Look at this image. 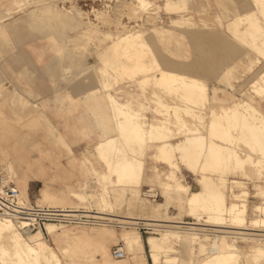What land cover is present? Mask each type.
<instances>
[{"label": "rangeland", "instance_id": "374dc122", "mask_svg": "<svg viewBox=\"0 0 264 264\" xmlns=\"http://www.w3.org/2000/svg\"><path fill=\"white\" fill-rule=\"evenodd\" d=\"M151 1L155 5L150 4L146 8V10H149L146 13L145 9V11H142L135 6L138 0H25L23 1L25 3L22 4L11 0H0V176L8 179V182L14 183L25 195L28 194L31 199L37 201H39L38 199L44 191L50 196L67 200L63 205L76 207L81 205L101 212L100 215L110 216L111 218L117 217L118 221H124L123 219H126V217L138 214L150 215L149 210L131 207L128 200L122 202L120 198L117 199L122 194L126 198L131 193V186L136 183L129 176L126 177L129 178L130 182L127 179L120 178L118 183L119 177L124 175H120L117 168L115 170V168L109 167L107 165L108 161L102 158L96 147L98 141L106 135L119 136L118 140L122 137L120 131L115 128L117 117L110 109L104 108L102 110L99 107L98 97L88 92L84 93V90L94 87L100 89L97 91L98 94L105 91L101 82L105 76L102 67L106 62L103 57L98 55V47H105L113 40L128 34L144 33L141 35L142 40L144 39L143 41L148 47L143 43L141 47L144 50L141 51L145 52L143 54L144 60L152 63L151 69L147 70L148 73L145 70L148 75L144 73L145 76H140L142 74L138 71L126 72L124 67L118 63H121L128 53L125 55L124 52H121V54L118 50L110 51L111 63L107 68L111 73V84L106 90L110 91L120 102L128 103L133 109L139 111L145 128H148L151 122L169 116L173 122L170 125V133L168 132V135H170L168 138L171 141H177L187 135H202L205 141L203 145L208 150H206L205 157H202L200 145L191 144L188 147L191 149L190 151L178 142L175 144L176 146H172V150H169L171 155L168 158L164 156V151L161 153V159H156L151 153L155 150L157 140L150 139L148 143L151 146L145 148L143 150L144 155H142L145 165L140 193L142 194V189L146 185L156 187L162 192L159 183L152 180V175L155 171H160L163 176L164 172L168 170V166L163 161L169 163L171 169L176 171L173 175L168 176L169 179L177 182L180 180L182 183L189 185L191 190H197L202 186V183L200 184L198 180L202 174L200 173L202 169L199 170L200 165H202L208 174L211 175L212 173L213 175L207 181L214 179L215 181L219 180L220 183L221 180H225L227 186L225 194L228 205L231 201L237 204L240 203L236 197L240 193V188L248 190V220L246 223L238 224L233 219V211H225L224 217L227 218L219 222L213 221V218L210 217L211 220L207 219L209 215L207 209L196 210L194 211L196 215L193 214L185 201L190 192H187L180 185L168 187L175 192L176 197L174 200L176 202L173 200L171 204L165 205L162 214L157 215V217H167L166 212H168L181 220L199 221L207 225H214V227H218L217 225L237 227L238 225L240 226L238 228H248L245 231H251V229L264 225L260 222L264 218V211L256 209L258 204L264 206V192L263 195L258 194V190H264V167H262V165L264 166V152L261 151L264 150V136L260 132L261 130H256L260 143L255 145V139H251L254 136L252 134L253 137H249L251 136L249 135L251 130L247 126H237L230 129V139L228 140H226L224 130L213 129L209 126L213 116L212 110H220L223 106L233 105L237 101L246 100L249 103L251 102L260 110L259 112L264 114V93L256 94L252 91L251 86L253 81L259 78L261 69L264 70V32H262L264 26H261V24H264V5L262 4L264 0H259L260 2L257 0ZM71 5L86 11L87 13L84 14L85 20L90 21L84 23L81 27H65L63 29L65 38H59L56 31L51 27L50 29L38 27L30 16L32 9L33 13L41 15H43L42 12L46 14L50 10L52 13L55 12L54 15H57V9L70 8ZM46 7L48 8L43 10ZM136 8L142 11L141 14ZM118 11H121V13ZM237 13H242V16L246 18L244 17L242 22L239 23V26H241L238 27V30L240 31L237 30L238 33L237 31L233 33L231 30L233 24L230 23H232V18L237 16ZM257 14L258 16H256ZM181 17L186 18V20ZM249 17L251 19H248ZM254 17L258 22L253 20ZM172 18L178 20L181 18L182 22L172 20ZM245 20L247 22H244ZM245 27L248 28L246 32L244 31L246 30ZM261 27L262 30H255ZM252 29L257 31L256 33L253 32L254 34L260 32L259 36H262L258 37L252 34L258 42H255L256 40L251 41ZM248 30L250 31L248 32ZM88 32H93L99 41L95 43L84 37ZM246 37L249 39H246ZM254 43L259 45L257 48L260 50L256 48ZM258 51H261V53ZM113 60L119 61L117 63ZM249 61L251 62L247 64ZM178 66L181 68L178 69ZM163 70L200 78L203 82L205 81L207 88L209 87L207 95H194L193 93L198 89L191 84L186 85L179 81H173V83L172 81L161 82L158 77L161 76ZM97 72L99 74H96ZM140 72L142 73V71ZM63 74L67 75V80L62 77ZM100 78L103 79L101 82ZM142 79L145 81H142ZM61 84L63 85L61 86ZM15 88L21 91L22 99H27L26 102L30 101L34 104L30 105L31 103H29V106L25 104L27 107L20 104V107H24L21 108L22 110L15 108L19 107L18 102L14 103L15 106L13 105L11 98ZM212 88H217L220 96L231 92L228 94L229 101L224 103L214 100L212 102L210 98H207V96L209 97V91L212 92ZM153 91H157L158 94ZM150 92H152L153 97ZM192 94L194 96H191ZM154 95L160 98L154 99ZM160 99L163 102H160ZM174 104L177 108L173 106ZM99 108L100 111L97 110ZM104 110H109V112H104ZM42 114L48 118L51 127L55 124L56 127L61 129L64 141L67 144H62L63 141L52 138L55 135H53L54 131L51 130V127L38 121ZM250 118L249 122L255 124L257 117L256 119L255 117ZM101 122H104V126ZM106 124H108V127L105 126ZM162 135H165L164 131L159 133V137H162ZM236 135H240V137ZM55 140L59 141L60 144ZM230 141L235 142L230 146L228 145L231 144ZM110 147L107 153L110 154L112 150L115 156L111 157H116L113 159L114 161L119 158L116 160L119 162L121 158L119 156L120 151L114 146ZM232 147L243 157L252 156L255 157L254 159L261 161L253 160L251 157V162H245L248 164L246 166L247 170L245 168V171H241L235 164H230L232 161H229V152H232V149H230ZM43 148L44 150H41ZM143 148L137 149L141 150ZM141 151H138V153ZM32 161L37 163L39 161V163L34 165ZM11 162L14 163L15 172H11V167L8 165ZM179 162L188 165L194 171L183 165L179 170ZM206 164H209L210 167L211 165L212 167L215 166L214 169L216 168L217 172L214 169V172L210 171L211 168ZM232 165L235 166V170L232 169ZM105 174L108 175L106 181ZM214 174L219 175L218 178L215 175V179ZM220 175L226 179H223ZM125 181L126 183H124ZM23 188H26L27 194L23 191ZM74 191H78L82 197H75ZM91 191H101V193H95L93 195L95 198H90L88 192ZM161 192L157 197L159 201L152 202L154 205L165 202L164 195H161ZM84 194L87 197H84ZM39 202L50 205L60 204H52L47 201ZM91 203L94 207L91 206ZM225 220L226 222H223ZM254 220H258L261 224L252 223ZM229 223H233L232 226ZM142 224L143 222H141ZM207 225H201L199 238L193 236L192 230L190 236V233L180 232L174 228H168L160 233L161 230L146 227L139 228L140 225L138 227H123L121 225L93 224L67 225L66 227L74 230L105 228L116 235L123 231L136 229L142 235L144 250L149 260L148 264H153L148 236L162 237L166 232H169L170 235L169 243L172 247L170 252L178 255V260L188 258L190 264L198 261L197 257L202 254V248L205 252H216L221 245L231 243L238 245L245 251L250 250L252 245H264V238L260 241L251 235L246 237L239 234L224 236L225 233L220 234V232L218 234L214 230L204 228ZM56 226L62 227V225ZM261 227L264 229V226ZM221 231H225L223 227H221ZM260 232L264 233V230ZM182 234H188L190 238L192 237L190 246L180 237ZM106 245L105 248L100 244L97 245V248L96 246L93 248L91 241L77 239L72 247L62 253V256L67 259L74 258L81 250V255L83 254L88 261L85 264H128L131 262L129 253L124 259H116L112 256L113 246H124L123 241L111 239L108 240ZM77 249L78 251H76Z\"/></svg>", "mask_w": 264, "mask_h": 264}, {"label": "bare ground", "instance_id": "6f19581e", "mask_svg": "<svg viewBox=\"0 0 264 264\" xmlns=\"http://www.w3.org/2000/svg\"><path fill=\"white\" fill-rule=\"evenodd\" d=\"M11 1H13L15 3H19V4L25 3V2H23L25 0H11ZM260 1H262V0H260ZM129 3H131V2H129ZM120 4H121V2H120ZM150 4H154V3H152L151 0H138L137 5H135V6H137L140 10L145 11L146 8ZM258 4H260V3H258ZM262 4L264 5V3H262ZM71 6L72 7H70V8L62 7L59 10L57 9V15H54L55 12L52 13L51 10L50 11L47 10L49 12H47V13L45 12L46 14H44V12H42L43 15H41V14L33 13V9H32L30 11V16H31L32 21H34L35 25H37L38 27H40L42 29L51 27V29L56 31V33H57L56 35H58L59 38H65V36H64L65 34H63V29H65V27H68V26L81 27L84 23H89V21H90V20L89 21L85 20L84 14L87 13L86 11H83L82 9L78 8L77 6H74V5H71ZM48 7L43 8V10L47 9ZM238 8H239V6H238ZM139 9H137V10H139ZM152 9H154V8H152ZM152 9H150V10L152 11ZM140 10H139V14H141L140 12H142ZM147 10L145 11L146 13H148V11H149V10L148 11ZM247 11L249 12L250 10H247ZM118 12L121 13V11H118ZM239 12H241V11H239ZM254 12H255V10H254ZM256 16H258V14ZM244 17L242 16V13H237V16L235 18H232V23H230V24H233L232 29H231L233 31V33L236 32L238 30V27L241 26V25L239 26V23L242 22ZM110 18H112V17H110ZM181 18L183 19V17H181ZM181 18H179V20L176 18H172V20L175 19V21H180V23H181L182 22ZM254 18L255 19H253V18L252 19L256 20V17H254ZM53 19H55V20H53ZM248 19H251V17H249ZM183 20H186V18H184ZM246 20L244 22H247ZM248 21H252V20H248ZM256 22H258V21L256 20ZM96 26L98 27V25H96ZM261 26H264V24H261ZM245 29L246 30H244V31L246 32L248 28L245 27ZM255 30H258V31L262 30V27L260 29H255ZM255 30L253 31V29H252L251 36H252V34L257 32ZM263 30H264V28H263ZM238 31H240V30H238ZM238 31H237V33H238ZM249 31L250 30H248V32ZM117 32L119 33V31H117ZM159 32H161V31H159ZM262 32H264V31H262ZM208 33H211V32H208ZM143 34L144 33H142V34L141 33L128 34V35H125V36H122V37H119V38L113 40L110 44L106 45L105 47H100V48L98 47V51H99L98 55L100 57H103V59L106 62L104 67H102V70L104 72L103 75H105L104 80L102 79L103 80L102 81L100 78V82L102 81L101 83L104 86L105 91H103V93L98 94L97 91H99L100 89L97 87L96 88L94 87V88H90L88 93H91L93 96L98 95V97L100 99H102L103 101H106V103L104 102L106 105L104 104L103 107H101L102 110L105 108V109H110L111 112H114V113L117 112L118 118H117L116 123H115L116 124L115 128H117L116 130L120 131V134L122 137L119 138V140H118L119 136L116 137V135H112V134L106 135L97 143L96 147L99 150L102 158H104L106 161H108L107 165L109 167L115 168V170L117 168L120 175H124L123 177L120 175H119L120 177L118 176L119 177L118 183L120 182V178L127 179L126 176L133 178L131 180H133L134 183H136L135 185H133V183L131 182V184L133 185L130 188L131 193L129 195H127L126 198L122 194L121 196L117 197V199L120 198L122 202L124 200H126V201L128 200L129 206L138 207L141 209L149 210L151 212L150 215H148V214L147 215H142V214L139 215L138 214V215H134L135 217L134 216L126 217V219H123L124 221H119L120 223H123L121 226H123V227H129V226L130 227H138L139 225H141V222H143L146 225H151L152 228L161 230V231H159L160 233H162L163 231H166L168 228H174L180 232H188V233H190L189 235L191 236V230H192V232L194 234L193 236L199 238L200 237L199 236L200 235L199 230H201L200 229L201 225H207L206 223H202L199 221L191 222V221L177 219V218H175L174 215H170L168 212H166L167 217H164V216H161V217L158 216L157 217V215L162 214V211L165 208V205L172 203V201L176 197L175 192L172 189H169V188L165 189V194H164L166 197V198L164 197L165 202H160L159 204L154 205L152 202H157V201H159V199L148 197L144 194V188L151 187V186L144 187L142 189V194L140 193V191H141L140 186L142 185L143 174H144V165H145V162L142 159L143 158L142 155H144L143 150L145 148H148L151 146L150 143H148L150 141V139L157 140L156 144H155V150L151 153L152 156H154L156 159H158V158L161 159V153H163L165 151L164 156L166 158H168L169 155H171L169 153V150H172V148L174 147L173 145H175L178 142H180V144H182L186 150L189 149L190 151H191V149L188 147L191 144L200 145V151L202 153V157L203 156L205 157L206 150H208V149H207V147L205 148L203 145V142H205L204 137L202 135H196V136L187 135L186 137L181 138L177 141H171L168 138L170 136V135H168V132L170 130V125H172L171 123H173V122L169 116H166L164 118L162 117V118L158 119V121H156V122H151L149 124V127L145 128L143 121H141V116L139 115V111H137L136 109H133V107L130 106L128 103L120 102L119 100H117L115 98V96L110 91L106 90L111 84L110 83L111 73L109 72V70L107 68L108 65L111 63L110 62L111 57L109 55L110 51L118 50V51H120V53L124 52L125 55H126V53H128V55H126V56L124 55L125 58H123L121 63H118L119 60L118 61L113 60L114 62H117L120 66L124 67L126 72L138 71L140 74H142L140 76H143V75L145 76V74L148 73L147 70L151 69L150 67L152 66V63H148L144 60L143 54H145V52L141 51V50H144V48H142L141 46L145 42V41H143L144 39L142 40L143 37L141 35H143ZM203 34H205V33H203ZM259 34H260V32L257 34H254V35H257L258 37H262V36H259ZM254 35L252 36L251 41L256 40L255 42H258L257 38H253ZM84 37H86L87 39H89L90 41H93L95 43L97 41H99L93 32H88L87 34H85ZM247 38L248 37H246V39ZM254 44H255L256 48L259 47V45H256L257 43H254ZM144 45H145V43H144ZM248 45H249V43H248ZM145 46H147V44ZM257 49L260 50L259 48H257ZM130 52H131V54H130ZM258 52L261 53V51H258ZM153 62H154V59H153ZM250 62L251 61H249L247 64H249ZM252 62H253V60H252ZM74 68H77V67H74ZM180 68L181 67H179L178 69H180ZM246 68H248V67H246ZM242 69H245V68H242ZM248 69H250V68H248ZM65 70H68V69H65ZM145 70L147 73L145 72ZM169 70H171V69H169ZM258 70H260V69H258ZM140 71H142V73ZM255 73H257V72H255ZM96 74H99V72H97ZM131 74H134V73H131ZM103 75H101V76H103ZM149 76H150V74H149ZM64 78L66 79V77H64ZM97 78H99V77H97ZM158 78L161 80V82H166V83H167V81L168 82L172 81V83H173V81L174 82L179 81L180 83H183L186 85L191 84L193 87L198 89V90H196V92L193 93L194 95L196 94L197 96H199V95L206 96L208 93L207 92L208 91L207 85L204 83L205 81L203 82L200 78H197V77L192 76V75H187L184 73H176V72H171V71L168 72V71L163 70L161 76ZM154 79H156V78L154 77ZM142 81H145V80L142 79ZM149 81H150V79H149ZM157 81L160 82L158 79H157ZM179 82H177V83H179ZM151 83H153V82H151ZM169 84H171V83H169ZM62 85L63 84H61V86ZM251 86L253 88L252 91H254L256 94L257 93H259V94L264 93V70L263 69H261V73H260L259 78L254 80ZM153 88H155V87H153ZM153 92H155V94H158L157 91H153ZM150 93L152 95V92H150ZM193 94L191 96H194ZM22 96L23 95L21 92H19L16 89L13 90V94L11 96L13 105H14V103H17V102H18L17 104L19 105V107H15V108L21 109L24 107H20V104H22V106L24 105L27 107V105H25V104H28V106H29V103H31L30 101L26 102L27 99L26 100L22 99L23 98ZM155 96L156 95H154V99L160 98L159 96L158 97L157 96L155 97ZM152 97H153V95H152ZM207 98H209V97L207 96ZM217 98H218V96H217ZM163 99H164V97H163ZM164 100H166V99H164ZM160 102H163V101H161V99H160ZM215 102H217V101H215ZM32 104H34V103L32 102L30 105H32ZM169 104H171V103H169ZM173 106L176 107L175 104ZM174 107H173V109H174ZM97 110L100 111L101 109L99 108ZM105 111L109 112V110H104V112ZM259 111L260 110L257 109V107L254 104H251V102L249 103L246 100L237 101L233 105L223 106L222 109H220V110L219 109L212 110L213 116H212V119L210 121L211 123H209V126H210V128H213V129L224 130L226 140L230 139V129L237 127V126H239V127L247 126L251 130V134H249L247 132L246 133L251 135V136H249L250 138L254 136L255 138L253 137L251 139H255V141H254L256 143L255 145H258V143H260L259 142L260 138L257 135L258 133H256V130H258V131L261 130L260 132L264 136V114L259 112ZM97 113L98 112L96 111V114ZM99 113H101V112H99ZM41 116L42 117L38 121L40 123L42 122L43 125L50 126L48 118L46 116H43V114ZM250 117H252V118L255 117V119L257 117V121L255 124L254 123L251 124L249 122V119L251 120ZM205 120H207V119H205ZM38 121H34V122H38ZM101 124H103L102 126H104V122L103 123L101 122ZM107 125L108 124H106L105 126H107ZM51 130L54 131V134L53 133L52 134L55 135V137L52 136V138H54V139L56 138L57 140L63 141L62 144L63 143L67 144L64 141L63 133L61 132V130L58 127L55 126V124L52 125ZM245 130H247V129H245ZM104 131H106V130H104ZM163 131L165 132V135L164 136L162 135V137L161 136L159 137V133L163 132ZM248 132H250V131H248ZM109 133H111V132H109ZM112 133L114 134V132H112ZM154 133H156V134L154 135ZM116 134H118V133H116ZM120 134H118V135H120ZM252 134H253V136H252ZM237 137H240V135ZM236 141H237V139H236ZM56 142L59 143V141H56ZM233 142H235V141H233ZM233 142H231V144H228V145L231 146ZM263 144H264V142H263ZM182 145H180V146H182ZM110 146H114L116 149H118L121 154H119L117 152L116 153L119 154V156H121V158H123V159L120 158L119 162L116 161L119 158L114 161L113 159L116 158V157L113 158L115 156V153L112 152V150H111L112 155H111V152H110V154L107 153V150L109 148H111ZM137 148H139V149L143 148V149H141L142 150L141 151V150H138ZM230 149H232V152H229V161H232V162H230V164H233V165L235 164V166L239 170L245 171V168L248 165L245 162L246 161L251 162L252 156L251 157L250 156L243 157L236 150H233V147ZM138 151H141V152L138 153ZM261 151L264 152V150H261ZM158 153H159V156H158ZM108 155H110L109 158H108ZM111 156H113V157H111ZM176 158H177V156H176ZM254 158H253V160H256ZM260 158H262V157H260ZM111 159L113 160V162ZM177 159H179V158H177ZM257 160H259V159H257ZM259 161H261V160H259ZM253 162H255V161H253ZM8 165H10V167H11V172H15L14 163L11 162V163H8ZM206 165L209 166V164H206ZM233 165L231 166L232 169H234V167H235ZM214 167L215 166L212 167V165H211V167H210L211 170L209 168H207V169L210 171H213ZM262 167H264V166L262 165ZM171 170H172L171 171L172 173H170L169 175H173L174 172H176L173 169H171ZM199 170H201L200 173H202V174L198 180H199L200 184L202 183V186L199 189L190 192V194L186 197V200H185L186 205H187V207H189L191 209V212H193V214H195L194 211H196V210L201 211V209H205V210L207 209L208 214H209L207 216V219L213 218V221L219 222V221L224 220V218L225 219L227 218V217H224L225 211H229V212L233 211V213H234L233 219L238 224L241 225V224L246 223V221L248 220V215H247V213H248V200H247L248 190L246 188H240L239 189L240 193L237 194L238 196H236L238 198L237 200H239L240 203L237 204V203L231 201L230 205H228L226 194H225V188L227 187L225 184V180H221L220 183L218 182L219 180L215 181L214 179L212 181H207L209 178H211V176H213L212 173H211V175L208 174L205 167L202 165H200ZM246 170H247V168H246ZM214 171L217 172L216 168L214 169ZM260 171H263V170H260ZM113 172H115V171H113ZM246 172L248 173V171H246ZM246 172H243V173H246ZM215 175L216 174H214V178L216 179V176L218 178L219 175H216V176ZM107 176L108 175L105 176V181L108 178ZM220 177H223V179H226L224 176L220 175ZM123 179H121V180L123 181ZM4 180L8 182V179L4 178ZM127 180H129V178ZM129 182H130V180H129ZM124 183H126V181ZM234 185H237V184H234ZM228 186H230V185H228ZM152 188H155V190H158L159 194H160V192H161L160 189H158V188L156 189V187H152ZM23 191L26 194L28 193L26 188H23ZM263 192H264V190H261V191L258 190V194L263 195ZM73 194L75 197H82L78 191H74ZM162 194L163 193L161 192V195ZM23 195L26 196L25 194H23ZM83 196L87 197L86 194H84ZM26 197H28V196H26ZM93 197H91V198H93ZM182 198H184V197H182ZM166 199H167V201H166ZM38 200L51 202L52 204L53 203L54 204H56V203L64 204L67 202V200H65V199L50 196L47 192H44V191L42 192V195L40 196V198ZM174 201L176 202V200H174ZM39 203H42V202H39ZM44 204H47V203H44ZM56 205H58V204H56ZM173 205H175V204H173ZM53 206H55V205H53ZM60 207H62L63 209H69V210L93 211L92 213L97 214L100 217L111 218L110 216L100 215L101 212H98L97 210L88 209L85 207H76V206H60ZM256 209L260 210V211H264V206L258 204L256 206ZM202 211H204V210H202ZM197 215H198V213H197ZM230 218H231V216H230ZM111 219L119 220L117 217L116 218L112 217ZM233 219L231 220V222L233 221ZM263 219L264 218H262V220L260 221L262 224L264 223ZM223 222H226V220ZM50 223H52V224H50ZM237 223H235V224H237ZM252 223H254V224L258 223V225L261 224V223H259L258 220H254ZM55 224L56 223L48 222V223H46L47 230L45 232H43L41 229H38L37 231H34V232L26 235L25 233H23L21 231V229L17 225L14 224L13 221H11L10 219H8L6 217H0V264H85L88 261L85 259V256L83 254L81 255L80 249H79L80 251H78V249L76 250L79 253H77V255L74 256V258L71 257V258L67 259V258H63V256H62V253L65 250L72 247L74 245V243L77 241V239H84L86 241H91L93 244V248H95L94 246H96V248H97V245H99V244L103 245V247L105 248V247H107L106 243L108 242V240L119 239V240L123 241L124 246H122V247L124 248L126 254L124 256H121V257H115L113 255V253L111 252L112 256L114 258L124 259L128 256V253H129L131 262L128 264H148V262H149L147 255L145 253V250H144L142 235L136 229H130L127 231H123L119 235H116L113 232H111L110 230L105 229V228H100L97 230H93V229H90V230H86V229L74 230L72 228H67L66 226L65 227L64 226L57 227ZM229 224H231V223H229ZM232 224H231V226H232ZM217 226L218 227H214V225L208 224L207 227H204V228H206L207 230H209V229L214 230L218 234L220 232H221L220 234L225 233L224 236H230V234H237V235L239 234V235L246 237L247 235H251L252 237L257 238L260 241H262V238H264V233L260 232V231L264 230L261 227L264 225L256 227L253 230L250 228L251 231H245V230H248V228L247 229L238 228V227H240L238 225H237V227L236 226L235 227L219 226V225H217ZM221 227H223V229L225 230L224 232L221 231ZM248 233H250V234H248ZM218 234H216V235H218ZM189 235L188 234H182L181 236L180 235L179 236L181 238H183L184 242L186 241V243L189 244V246H190L192 237L190 238ZM169 237H170L169 232L164 233V235L162 237H156L153 235L148 236V242L150 243V247H151V257L153 260V264H185V263L190 264V260L188 258H183L182 260H178V255L172 254L170 252L172 250V247H171V244L169 243ZM191 248H192V246H191ZM201 250H203L204 252L201 251L202 254H199L197 257L198 261L196 263H192V264H264V245L263 244L262 245L261 244L252 245V246H250V250H245V251L242 250L238 245L231 244V243H226V244L221 245L219 250H217L216 252H207V251L205 252V250L203 248ZM201 255H203V256H201ZM96 259H98V257H96Z\"/></svg>", "mask_w": 264, "mask_h": 264}, {"label": "built area", "instance_id": "2783aa9c", "mask_svg": "<svg viewBox=\"0 0 264 264\" xmlns=\"http://www.w3.org/2000/svg\"><path fill=\"white\" fill-rule=\"evenodd\" d=\"M144 194L148 197L157 198L159 191L152 187L144 188ZM93 211L69 210L60 206L39 203L22 194L19 187L14 183L4 180L0 176V217H6L14 222L26 235L41 229L46 231V223L53 222L58 225H122L117 219L100 217ZM152 229L151 225L143 223L139 226ZM112 253L115 257L126 254L120 245L113 246Z\"/></svg>", "mask_w": 264, "mask_h": 264}, {"label": "crops", "instance_id": "0c3cea01", "mask_svg": "<svg viewBox=\"0 0 264 264\" xmlns=\"http://www.w3.org/2000/svg\"><path fill=\"white\" fill-rule=\"evenodd\" d=\"M259 1V0H258ZM1 27V26H0ZM48 29H50V28H48ZM62 77L64 78V77H66V80H67V75L66 74H63L62 75ZM16 90H18V88H15ZM208 90H209V87H208ZM19 92H21L20 90H18ZM89 91V89L88 90H84V93L86 92H88ZM211 93V94H210ZM231 93V92H230ZM230 93H226V94H224L223 96H220L219 95V93H218V89L217 88H212V92H210L209 91V98H210V100L212 101V102H214V100H219V101H222V102H224V103H226V102H228L229 101V99H228V97H229V95L228 94H230ZM232 95V94H231ZM95 97H98V95H94ZM217 96H218V98H217ZM99 98V97H98ZM103 100L102 99H100L99 98V107L101 108V107H103V105L106 103H103L102 102ZM139 105H141V104H139ZM114 113V112H113ZM114 115L118 118V115H117V112H115L114 113ZM120 116V115H119ZM60 129V128H59ZM61 130V129H60ZM102 139V138H101ZM100 139V140H101ZM99 140V141H100ZM98 141V142H99ZM41 150H44V148L43 149H41ZM164 163H166V165L168 166V170L166 171V172H164V175L162 176V173L160 172V171H155L154 173H153V175H152V180H154V181H156V182H158L159 183V185H160V187H161V189H162V193H163V195L165 194V189L166 188H168L169 186H175V185H180L181 187H183V189H185V190H187V192L189 191V192H192V191H194V190H191L190 189V187H189V185H187V184H184V183H182L180 180L177 182V181H172L171 179H169V173L171 172V165L169 164V163H167L166 161H163ZM32 163L34 164V165H38V163H39V161H38V163L37 162H33L32 161ZM179 165H180V168H179V170H181V168H182V165L183 166H185V167H187L188 169H190V170H193V168H191V167H189L188 165H186V164H184V163H182V162H179ZM194 171V170H193ZM115 178H117V177H115ZM179 179V178H178ZM171 182V183H170ZM173 182V183H172ZM142 183H143V180H142ZM164 185V186H163ZM146 186H150V185H146ZM145 186V187H146ZM22 192V191H21ZM23 193V192H22ZM95 193H101V191H96V192H88V194H89V197L91 198V197H93V195L95 194ZM24 194V193H23ZM26 196H29L28 194L26 195ZM30 197V196H29ZM164 197H165V195H164ZM166 198V197H165ZM166 201H167V199H166ZM171 204V203H170ZM79 205V204H78ZM55 206H71V205H63V204H58V205H55ZM91 206L92 207H94V205H92V203H91ZM79 207H83V206H81V205H79ZM91 207V208H92ZM50 224H52V223H50ZM48 225V224H47ZM55 225H57V224H55ZM46 230H47V226H46Z\"/></svg>", "mask_w": 264, "mask_h": 264}]
</instances>
